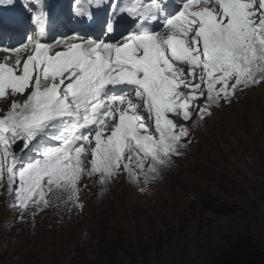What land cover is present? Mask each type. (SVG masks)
<instances>
[{"label":"snow or ice","instance_id":"obj_1","mask_svg":"<svg viewBox=\"0 0 264 264\" xmlns=\"http://www.w3.org/2000/svg\"><path fill=\"white\" fill-rule=\"evenodd\" d=\"M15 3L0 0V187L22 211L57 192L82 210L85 177L155 180L194 112L264 82V0H71L98 34L51 38L46 0L27 20Z\"/></svg>","mask_w":264,"mask_h":264},{"label":"rangeland","instance_id":"obj_2","mask_svg":"<svg viewBox=\"0 0 264 264\" xmlns=\"http://www.w3.org/2000/svg\"><path fill=\"white\" fill-rule=\"evenodd\" d=\"M244 91L250 116H243L231 132L228 127L234 125L223 120L228 140L221 153L213 154L210 168L199 165L194 171L197 180L179 182L186 194L169 193L161 203L129 206L125 194L113 190L119 198L91 200L85 212L92 220L78 216L64 227L69 234L56 229L50 212L60 210L55 200L39 224L38 217L24 211L21 223L16 216L20 230L13 231L21 235H4L0 229V264H216L215 258L243 235L253 237L264 251V125H259L264 87ZM214 113L220 115V110L215 107ZM215 121H206V127L217 133ZM89 185L94 187L89 182L86 192L92 191ZM158 209L162 213L156 215ZM109 213L117 221L109 222Z\"/></svg>","mask_w":264,"mask_h":264},{"label":"trees","instance_id":"obj_3","mask_svg":"<svg viewBox=\"0 0 264 264\" xmlns=\"http://www.w3.org/2000/svg\"><path fill=\"white\" fill-rule=\"evenodd\" d=\"M135 256L136 255H132ZM216 264H264V251L251 236H240L227 252L215 258Z\"/></svg>","mask_w":264,"mask_h":264}]
</instances>
